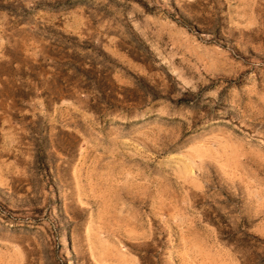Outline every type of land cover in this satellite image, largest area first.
I'll list each match as a JSON object with an SVG mask.
<instances>
[{
	"label": "rangeland",
	"instance_id": "obj_1",
	"mask_svg": "<svg viewBox=\"0 0 264 264\" xmlns=\"http://www.w3.org/2000/svg\"><path fill=\"white\" fill-rule=\"evenodd\" d=\"M0 264H264V0H0Z\"/></svg>",
	"mask_w": 264,
	"mask_h": 264
}]
</instances>
